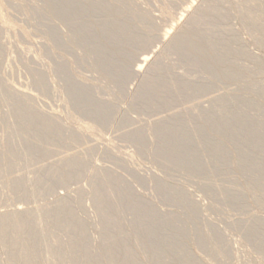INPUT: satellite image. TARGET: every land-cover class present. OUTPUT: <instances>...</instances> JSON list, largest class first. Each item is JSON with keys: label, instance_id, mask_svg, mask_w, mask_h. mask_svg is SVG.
Instances as JSON below:
<instances>
[{"label": "rangeland", "instance_id": "obj_1", "mask_svg": "<svg viewBox=\"0 0 264 264\" xmlns=\"http://www.w3.org/2000/svg\"><path fill=\"white\" fill-rule=\"evenodd\" d=\"M6 1L0 3L3 18L8 22L6 25H0V213L14 209L30 212V224L34 222L36 233L33 240L38 243H33L35 251L31 256V264H82L81 252L78 253L76 262H68L69 252L65 247L68 240H78L80 233L64 230L60 225L61 221H64L63 217L58 220L55 215L56 208L58 210L60 203L66 201L86 231L85 246L94 251L92 258L97 264H121L132 256L131 251L128 254L118 253L119 256L117 255L112 263L107 260L105 251L99 249L105 232L101 215L96 209L94 189L98 184L99 187L102 186L105 178L109 176L116 178L114 185H108L110 189L106 187L109 199L117 198L116 190L125 187L129 190L126 193L131 194L132 198L128 194L126 197H139L141 205H151L164 218L173 215L176 220L174 225L177 223L175 227L188 226L189 229H186L180 241L192 264L195 261L200 264H264V249L248 239L244 229L247 225L258 226L259 220L264 219V191L254 188L252 192L245 187L260 182L264 184V170L262 173L253 169L239 170L235 156L228 151L220 155L216 166L212 165L215 160L213 152L204 154L203 159L197 161L196 156L203 152L201 143L188 147L186 151L181 148V153L186 152L189 160L207 164L202 171L196 170L197 173L177 170L164 162V156H159L160 159L156 155L159 150L165 152L174 146L173 143L163 144L157 137L156 129L161 121H167L169 127L187 126L191 132L196 125L204 121L195 117L202 115L204 111H207L206 114L203 113L205 118L215 117L219 124L226 115L239 119V124L248 120L242 127L245 132L232 142L231 146L234 148L241 147L249 132L264 128V95L259 92L264 88V30L254 27L251 20L258 15L257 10L252 7L249 17H246L240 10L243 0L213 1L223 17L210 23V27L219 28V32L210 35L207 40L226 44L223 52L228 48V60L223 54L220 56H224L226 64L230 62L234 65L231 71L241 73L237 77L223 78L200 63L182 58L176 53H167L165 50V43L184 33L189 18L197 11H205L212 0H106L113 6L126 4V7L122 8L127 13H130L131 7L134 14H143L147 21H136L135 24L139 34H142L141 38L150 39L143 49L131 50L132 56L120 60L122 65L124 61L128 62L126 70L129 75L119 85L102 72L100 59L90 50L86 39L73 25L46 14V9L52 5L53 0ZM255 2L264 10V0ZM99 20L98 17L92 19ZM126 23L133 22L128 19ZM163 32L168 35L161 42L160 38L165 34ZM222 47L219 46V49L216 48L209 55L204 54L203 58L214 59L216 55L218 57V53H222ZM145 55L148 57V63L141 66L138 76L130 75L132 70L136 69L137 62ZM108 60L111 59L107 58L104 62ZM159 63L164 75L160 88L167 91L174 82L177 85L171 92L166 93L167 97L163 95V104L153 107V102L146 103L138 99L137 95L148 66ZM63 65L66 66L64 69ZM34 72L39 74L43 88L45 87L43 90L35 83ZM72 81L89 86L88 94L98 103L97 108L101 107L99 109L106 111L105 114L98 109L96 114L101 112L102 115H108L106 118L96 119L101 116L100 113L97 117L87 115V110L83 109L85 107H81V103L69 96L68 84ZM185 84H192L193 88L187 89ZM199 85H205L207 89L198 91ZM184 90L189 93L186 94ZM15 96L19 97V100ZM222 99L226 100L225 109L222 107ZM26 107L38 109L46 119L54 118L59 129L65 130L62 137L42 133L37 120L33 125L20 122L16 112H21L20 110ZM30 126H33L35 131ZM73 131L76 136L71 139L69 133ZM35 132L38 134H33ZM39 132L42 134L40 138ZM34 135L39 139H35ZM209 139L227 144L220 129L218 134L212 132ZM46 142H49L48 146L45 145ZM27 144L30 145L29 149H26ZM244 155L248 159L254 158L256 164L264 165V149H257L251 144ZM71 156L82 160V164L71 168L65 160ZM207 172H210V175L207 176ZM64 173H68V176L62 181H57V177ZM97 176H100V179L104 176V180L98 179ZM163 186L170 189L165 197L160 194ZM237 192L241 194L238 193L237 202H233L232 197ZM178 194L182 196L180 202L177 200ZM128 200L132 201L128 198L125 200L128 206L117 202L121 203L117 204L121 211L114 215L112 228L120 225L122 231L117 232L114 237L126 238L132 251L135 250V254L138 252L136 258L141 262L137 264H149V261L152 264L150 259L146 260L147 255L142 248L137 247L138 243L135 244L142 233L134 236L129 234L132 232L135 217L129 216ZM191 203L198 205L197 212L193 220L191 219L193 224L191 220L186 219V214L184 215ZM43 208L45 211H42ZM198 232L208 236L212 245L201 246L197 238ZM218 239L219 243L216 242ZM40 240L42 242H39ZM52 241L60 244H55L60 250L58 255L49 251L48 247L54 246ZM43 242L45 243L42 244ZM3 244L4 240L0 237V264H8L11 255L4 249ZM214 249L219 250V253ZM167 257L165 261L173 264L179 255ZM83 260L85 261V258Z\"/></svg>", "mask_w": 264, "mask_h": 264}, {"label": "bare ground", "instance_id": "obj_2", "mask_svg": "<svg viewBox=\"0 0 264 264\" xmlns=\"http://www.w3.org/2000/svg\"><path fill=\"white\" fill-rule=\"evenodd\" d=\"M213 1L214 0H212L211 5L209 4V6H207V7L205 6L206 7L205 11H203V12L201 10H200L201 12L197 11L189 18V20L187 22V26H188L187 30L184 33H181V34L174 36V38H172L170 41L166 42L165 43V50L167 51V53L168 52L176 53V54H179L182 58H187V59L189 58L190 61L200 63L202 66H204L208 69H211L212 71L218 73V75H221V77H223V78L237 77V76L241 75V73L237 72L235 70L231 71V70H233L232 68L234 67V65L229 62V63H227V64H229V66H228L226 64V62L224 61L225 60L224 56L226 57V56H229V54H230L228 48L224 49V52H223V48L226 44H224V43L218 44L216 42H209L207 40V38L210 35L216 34L219 32V28L216 29V28L210 27V23L212 21H214V19L216 20L219 17L220 18L223 17L221 11L216 7V5H214ZM216 1H220V0H216ZM1 2H3V0ZM125 5L126 4L120 3L119 6L118 5L113 6L106 0H53L52 5L46 9V14L48 16H50L52 18L55 17L54 19L57 18L60 21L61 20L65 21L68 24L73 25L77 29L78 33L86 39L90 50L93 53H95V55L100 59L101 68L103 70L102 72H105L107 75H109L119 85L129 75L127 70H126V65H128V62L124 61L123 65H122L120 60H123L124 58H127L128 56H132L131 50L143 49L148 44V42L150 40L149 38H145V37L143 39L141 38L142 34L141 35L139 34V31H137V26L135 24L136 21H137V23L147 21L146 17L143 14H139V15H136L137 13L134 14L132 12V8L129 7L128 5L127 6L129 7L130 13H127L124 10V8H122V6L126 7ZM1 7H2V4H0V25L3 26V25H6L8 22L5 21L3 18V15L1 13ZM252 7H254V9H256L258 12L257 13L258 15L251 18L252 25L254 27L256 26L258 28L261 27V29L264 30V10L260 6H258V4H256L255 0H243L242 4L240 5V10L243 13V15H245L246 17H249L248 16L249 10ZM203 9H205V8H203ZM183 13H184V11H183ZM94 17H98V18H100V20L99 21H92V19ZM128 19H130V21L133 23H130V24L126 23V21ZM152 25H154V24H152ZM2 28H4V27H2ZM163 33H165V32H163ZM167 33L169 34L170 32H167ZM168 34H166V33L163 34V37L160 38V41L163 42L166 35H168ZM59 39H61V38L59 37ZM70 42L71 43L73 42L72 38H71ZM67 44H68V42H67ZM219 46L220 47L223 46V47L221 49L222 53H218V55H219L218 57H216L217 55L215 54L216 56L214 55L215 56L214 59H212L211 57H210V59L203 58L204 54L209 55L216 48L219 49L218 48ZM221 50H220V52H221ZM220 54H223L224 56L222 57V56H220ZM107 58L108 59L110 58L111 60L104 62V60H107ZM227 60H228V58H227ZM137 63H138L137 66L134 64L136 66V69L132 70L130 75L133 74V75L138 76L141 66L148 63V57L146 55L141 57ZM65 67L66 66H64L63 69ZM148 67L149 68H148L147 74L145 75L144 82L141 85V89L137 95V98L146 102V103L153 102V103H151L152 106L157 107L158 105L163 104L162 99L164 97H167L166 93L171 92V90L174 89V87H176L177 84H174L175 83L174 82L173 85L172 84L170 85L171 88L168 87L167 91H166V89L164 91L163 89L160 88V86L163 85L162 83L164 80V75H162V72H161L163 70L161 68L162 66L159 63V64H153L152 66L150 65ZM63 71L64 70H62V72ZM35 73L36 72H34L33 74H35ZM38 75L39 74H37V73L35 74L34 81L43 90L45 87L43 88L44 85H43L41 79L38 77ZM193 84H195V83H193ZM86 85H82V84L79 85V83L77 84L73 81L70 82L68 84L69 96L74 101L81 103V107H85L83 109L87 110V112H86L87 115L89 114L92 117L93 116L97 117L98 114L100 113L101 116L100 117L98 116V118H96V119H100V118L103 119L104 117L106 118L108 115L107 116L102 115V113H105L106 111H104L103 109L102 110L99 109V108H101L99 106H98L99 108H97L98 103L96 101H94L93 99H91L90 94H88L89 86H86ZM199 86L200 87H198V88L197 87H194V88L195 89L197 88L198 91H201V90L204 91L205 88L207 89V86H205V85L204 86L199 85ZM186 87H187V89L193 88L192 84H187ZM162 88H164V87H162ZM6 90H7V88H6ZM184 91L186 92V94L189 93L187 90H184ZM184 91H183V94H184ZM259 92L261 93V95H264V88H261L259 90ZM19 94H22V93H19ZM163 95H164V97H163ZM15 98H17L19 100V97L15 96ZM26 98L27 97H25V99ZM28 99H29V97H28ZM24 100H22V101H24ZM164 101H165V98H164ZM221 101H223L222 107L225 109L226 108V103H225L226 100L224 101L222 99ZM16 103H18V101ZM21 104H22V102H21ZM82 105H85V106H82ZM77 106H79V105H77ZM98 109L101 110V112L102 111H104V112H102V113L99 112L98 114H96ZM80 110L81 109L79 108V111ZM20 111L21 112H19V111L16 112V113H18L17 115H18V119L20 120V122L23 121L24 124L26 122V124H28V125H33L32 123L35 122V120H37L36 123L38 122V125L40 127V131L42 133H46L48 136L54 135V137H62V133L65 132L64 129H63L64 131L62 129H59L58 124L54 118L53 119L52 118L46 119L47 117L44 118L45 116H43L42 113L38 109H32V108L26 107L25 109L20 110ZM206 112L205 111L202 112V115L199 114L200 116H195V117H200V118L204 119V121L201 124L196 125L197 127L194 128L191 132H190V130H188V128H186L187 126L185 127L184 125H181V126L180 125L179 126H173L172 125L171 127H169L170 124L168 125L167 121H164V123H163L160 120L161 122L159 124L157 123L158 124V127L156 129L157 137H159L160 141L163 144L171 145L173 143L174 146L171 149H166L165 152H164V150H159L156 154L157 157H159V156L163 157L164 156V158L161 157L163 160L166 158L167 161L164 160V162H166L169 166L172 165L171 167H173V168L176 167L177 170L181 169L180 171L185 170L184 172H187V173L188 172L191 173V172L196 171V170L202 171L203 167H206L207 164H199L198 162H196L194 160H189L187 158V155L185 152L188 147H192L196 144L201 143L202 145H200V146L202 147L203 152H202V154L196 156L197 161H200L201 159H203L204 154L213 152L215 155L214 156L215 160L213 161L214 163L212 165L216 166L218 164L220 155L222 153L228 151V152H230V154L235 156L234 157L235 162H236V165H237L239 170L243 171L244 169H253L259 173H262L264 170V165L260 166V165L256 164L254 161V158H252V157H249V159L246 158L245 157L246 154L244 155V152H246L247 148L249 146H251V144L254 145V147L257 149H264V128L257 130V131L249 132V136H247L246 141L242 143L241 147L240 148H234L233 146H231V144H233L232 142L239 139V137L242 136V133L244 131V129L242 127H244L247 124V122H249V121L246 120V122L239 124V122H240V121H238L239 119H237L234 116L226 115L223 122L221 124H219L215 117L208 116L207 118H205L203 115H205ZM203 113H205V114H203ZM176 117H178V116H176ZM17 122H19V121H17ZM31 128L33 129V126ZM34 128H36V127H34ZM70 128H72V127H70ZM218 129H220V131H222V135L225 137L227 144H224L223 141H220V140L209 139V136L212 134V132H215L218 134ZM71 130H73V129H71ZM37 132H35L33 134H38ZM41 132H39V133L41 134ZM246 132H248V131H246ZM74 133H76V132H74V131L72 133L70 132L69 138L74 139L76 136ZM25 134H27V133H25ZM77 135H78V133H77ZM31 136L33 137V135H31ZM41 136H42V134L39 136V138ZM29 137H30V135H29ZM34 137H35V135H34ZM36 138H38V137L36 136L35 139ZM200 140H202V141H200ZM30 141H31V139H30ZM139 141H140V139L138 140V143H139ZM27 143H29V142H27ZM36 143H38V142H36ZM48 143L46 142L45 145L47 144V146H48ZM42 144H44V143H42ZM228 144H230V145H228ZM142 145L143 144L141 143V147H142ZM29 148H30V145L28 146V144H27L26 149H29ZM181 148H182V151L185 150L184 151L185 153H181L182 152ZM41 152H42V150H41ZM63 159H64V157H63ZM65 160L67 161V163H69L71 165L70 166L71 168H72V166L77 167V166H79V164H82V162H81L82 160L74 158L72 156H71V158H66ZM166 163H165V165L167 166ZM164 166H163V168H164ZM194 173H197V171ZM209 173L210 172H207V176L210 175ZM94 175H96V173ZM66 176H68V173H64L63 175L58 176L59 178L57 177L56 180L62 181L64 179V177H66ZM97 177H98V179H100L99 178L100 176H97ZM103 177H101V179L104 180ZM95 179H94V181H95ZM91 181L94 182L93 180H91ZM101 183H102V181H101ZM115 183H116V178H114V177L110 178V176H109V178L108 177H107V179L105 178L104 184L102 186L99 187V184L97 183L99 188L94 187L95 188L94 189V193H95L94 197L96 198V204H97L96 209L98 210V214L101 215V223H102L103 230L105 232L104 237H102V239H101V244H100L99 249H101V251L102 250L105 251V253H106L105 256H107V260L112 261L118 255V253L123 252V253L128 254L131 251L133 253L132 256L131 257L129 256V259H127V261H125L121 264H137V262H138V260L136 258V254L138 252L135 254V252H134L135 250L133 249L134 251H132V249L129 247V245L127 243L126 238L125 239H117L116 237H114L115 234H118L117 232L121 233V231H122L121 226L116 225V226H114L115 229L112 228V224L114 223V218H115L114 215L118 214L121 211V210L119 211V207L117 205L119 203H117V202H122V203H125L127 205L125 200L128 198V199L132 200L131 202H129V200L127 201V202H129V208H127L129 210V216L131 215V216L135 217L132 232L129 234L134 236V235H137L138 233H142L141 238L139 237L140 239H137V242H135V244L138 243L137 247L140 246L142 248L141 250L144 251V254L147 255L146 260H147V258L150 259L151 262H153L152 264H172V263H167L165 261L166 258H168L167 256L179 255V257H177L176 262L173 264H189V262H191L189 259V254L185 251V247L183 246L182 242L180 241L182 239L183 234L186 232V229L188 228V226H187V228L186 227L183 228V226L178 228L179 227L178 225H177L178 227H175L177 223L175 222L176 224L174 225V221H176V220L174 219L173 215H170L168 217L166 216L164 218L162 216V214L159 213L158 211L154 210V208L151 205H146V206L141 205L139 197L135 198L136 196H133V199H131L132 198L130 196L131 194L126 193L128 189L125 187L124 188L121 187L122 188L121 190H116L117 191L116 192L117 198L114 199L112 197L113 198L112 199L110 197V199H109V197H108L109 194H108V196L106 195V187L108 188V187H110L108 185H114ZM14 187H16V185ZM111 187H113V186H111ZM245 187L246 188L248 187L249 191L252 190V192H253L254 188H257V189L264 191V184H262V182H260L258 184H253V185H246ZM91 188H93V186ZM108 189H110V188H108ZM108 189H107V192H108ZM168 190L170 192V189H167V187L163 186L160 189V194L165 197L168 193ZM203 190H204V187H203ZM244 190H246V189L244 188ZM79 192H81V191H79ZM128 192H129V190H128ZM238 193L241 194V192H237L232 197L233 202H237V199L239 197ZM127 194L131 198H129L128 196L126 197L125 195H127ZM91 195H92V192H91ZM111 195H113V194H110V196ZM217 195H219V194H217ZM125 197H126V199H124ZM177 200L179 202L182 200V196L180 194H178ZM256 200H257V198H256ZM66 202L60 203L61 206L59 207L58 210L56 208L55 215H56L58 220H59V218L63 217L62 219L64 221H61L62 220L61 219L60 221L62 223L60 225H62V227H64L63 228L64 230H68L69 233L71 231H78L81 235L79 239L77 238L78 240H75V239L73 240L71 238L72 240L71 241L68 240L67 241L68 243L66 246L64 245L65 243L63 244L66 247L67 252H69L68 262H70V263L76 262L77 258H78L77 255H79L78 253L81 252V254H82L81 257L83 259L85 258V261L83 259H82V261L80 260L82 264H97L95 262L94 258H92L95 254V253H93L94 251L92 249H90L89 247L85 246L86 231L82 227L80 220H78V218L75 216V214L72 213L73 212L71 210L72 208L70 209L69 208L70 206L68 207ZM122 205H124V204H122ZM196 206L198 208V205L193 204V203L188 205L187 210L184 213V215L186 214L187 220H191L195 216V214L197 212ZM44 209L45 208H43L42 211H45ZM46 209H47V207H46ZM47 210H49V209H47ZM29 213H30L29 211H21L18 209H14L11 212L0 213V237L2 240H4V244H3L4 249L6 251L8 250L10 252L9 255H11L9 257L10 258L9 261L6 260L8 262V264H31V262H32V261L30 262L31 256L33 254V251H35L34 250L35 246H33L34 245L33 243H35V241L37 243V240H35V241L33 240L34 238H36V233L34 232L35 224H34V222H33L34 226H33V224L32 225L30 224L31 215ZM52 214H54V213H52ZM55 215H52V216H55ZM175 218H177V217H175ZM192 220L190 222H192ZM186 224H188V223H186ZM192 224H193V222H192ZM244 229H245V233L247 235V238L249 237L248 239H251V241L253 240V242L257 246H260L262 249H264V219L259 220L258 226H248L247 225V227ZM65 232H67V231H65ZM75 233H77V232H75ZM44 234H42V235H44ZM203 234L202 233L199 234V232L197 234L198 235L197 238L199 239V244L201 246L211 244L210 241H212V240L207 238L208 236L206 237ZM166 235H167V237H166ZM128 237H129V235H128ZM44 238H45V236H43V239ZM38 239H41V238H38ZM54 240H55V238H54ZM56 241L55 242L52 241V243H54L53 244L54 246L48 247V248H49V251L51 253L58 255L60 250L58 249V246H56L57 244H59ZM39 242H42V240H40ZM216 242L219 243V239L216 240ZM44 243L45 242H43L42 244H44ZM214 243H215V239H214ZM215 246H217L216 243H215ZM33 247H34V249H33ZM134 248H135V246H134ZM61 249H62V246H61ZM135 249H137V248H135ZM214 250L217 253H219V250H217V249H214ZM47 251H48V249H47ZM139 252H141V251L139 250ZM96 253H97V251H96ZM97 254L95 256H97ZM140 255H141V253H140ZM263 255H264V252H263ZM79 259H80V257H79ZM142 260H144V259H142ZM113 262L114 261H112V263ZM139 262H141V261H139ZM77 263L80 264L79 262H77ZM54 264H62V263L58 262V263H54ZM98 264H100V263H98ZM149 264H150V261H149ZM191 264H192V262H191ZM193 264H200V263H199V261L198 262L195 261V262H193Z\"/></svg>", "mask_w": 264, "mask_h": 264}]
</instances>
